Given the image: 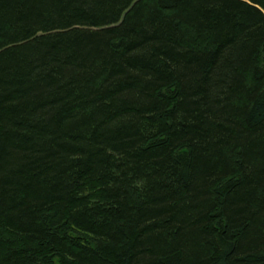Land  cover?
<instances>
[{
  "label": "trees",
  "instance_id": "obj_1",
  "mask_svg": "<svg viewBox=\"0 0 264 264\" xmlns=\"http://www.w3.org/2000/svg\"><path fill=\"white\" fill-rule=\"evenodd\" d=\"M0 264H264V0H0Z\"/></svg>",
  "mask_w": 264,
  "mask_h": 264
}]
</instances>
